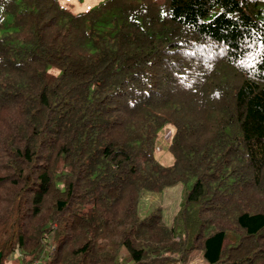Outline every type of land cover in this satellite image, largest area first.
Returning <instances> with one entry per match:
<instances>
[{
	"label": "trees",
	"instance_id": "obj_1",
	"mask_svg": "<svg viewBox=\"0 0 264 264\" xmlns=\"http://www.w3.org/2000/svg\"><path fill=\"white\" fill-rule=\"evenodd\" d=\"M262 59L264 0H0V264H264Z\"/></svg>",
	"mask_w": 264,
	"mask_h": 264
},
{
	"label": "rangeland",
	"instance_id": "obj_2",
	"mask_svg": "<svg viewBox=\"0 0 264 264\" xmlns=\"http://www.w3.org/2000/svg\"><path fill=\"white\" fill-rule=\"evenodd\" d=\"M58 3L67 9L71 14H81L88 12L105 0H57ZM115 15L114 13L107 15L111 17ZM2 20H6L7 23L10 20L4 16ZM9 20V21H8ZM171 130V128H169ZM172 131V130H171ZM168 128L161 129L158 133V139L155 146V158L162 166H170L173 162L172 155L168 151ZM189 185L178 183L173 187L166 188L161 193H151L143 192L140 196V201L138 204V215L142 218L146 216L149 212L160 208L162 217L167 225L172 226L176 232L181 231V223L176 218L179 211L180 205L183 201L184 195L188 189ZM224 227V226H223ZM228 230V235L236 236L238 233L233 226L224 227ZM187 264H203L201 254L194 253L189 259Z\"/></svg>",
	"mask_w": 264,
	"mask_h": 264
},
{
	"label": "water",
	"instance_id": "obj_3",
	"mask_svg": "<svg viewBox=\"0 0 264 264\" xmlns=\"http://www.w3.org/2000/svg\"><path fill=\"white\" fill-rule=\"evenodd\" d=\"M2 253L0 252V263H1Z\"/></svg>",
	"mask_w": 264,
	"mask_h": 264
},
{
	"label": "snow or ice",
	"instance_id": "obj_4",
	"mask_svg": "<svg viewBox=\"0 0 264 264\" xmlns=\"http://www.w3.org/2000/svg\"><path fill=\"white\" fill-rule=\"evenodd\" d=\"M261 62L264 63V59H262Z\"/></svg>",
	"mask_w": 264,
	"mask_h": 264
}]
</instances>
